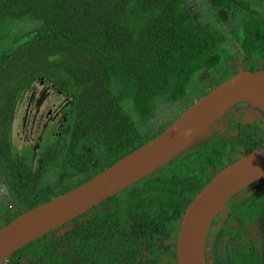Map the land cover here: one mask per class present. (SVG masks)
<instances>
[{"label":"trees","instance_id":"trees-1","mask_svg":"<svg viewBox=\"0 0 264 264\" xmlns=\"http://www.w3.org/2000/svg\"><path fill=\"white\" fill-rule=\"evenodd\" d=\"M200 4L212 23L196 16L190 0H0V156L10 168L15 203L13 213L6 210L0 220L10 224L148 143L152 138L141 123L157 112L163 98L177 104L181 115L195 97L231 77L232 61L264 59V20L252 13L247 0ZM221 8L235 14L232 30L217 16ZM241 10L251 16L239 18ZM218 32L225 33L223 42ZM228 40L232 47L225 46ZM229 54L233 57L227 60ZM47 76L71 97L70 127L64 143L49 135L46 146L52 154L34 170L26 153L11 148L7 128L23 92ZM243 143L244 157L264 140L244 138ZM95 144L96 157L89 151ZM231 151L223 139L204 141L184 159L89 212L87 221L78 218L70 231L16 254L30 255L32 264H82L83 253H89L87 264H94L96 239L111 236L127 239L137 251V226L152 237L166 234L173 222L181 225L201 191L234 163L227 161ZM210 167L219 171L204 181L202 170ZM129 225L136 232L125 237Z\"/></svg>","mask_w":264,"mask_h":264},{"label":"water","instance_id":"water-1","mask_svg":"<svg viewBox=\"0 0 264 264\" xmlns=\"http://www.w3.org/2000/svg\"><path fill=\"white\" fill-rule=\"evenodd\" d=\"M240 105L264 120V70L241 69L186 110L162 134L83 185L16 218L0 229V263L30 244L61 231L208 140L219 123ZM264 181V145L220 171L183 214L179 264H208L206 239L226 203Z\"/></svg>","mask_w":264,"mask_h":264},{"label":"flooded vegetation","instance_id":"flooded-vegetation-1","mask_svg":"<svg viewBox=\"0 0 264 264\" xmlns=\"http://www.w3.org/2000/svg\"><path fill=\"white\" fill-rule=\"evenodd\" d=\"M247 2L250 3L249 5L250 9H252V13H254L256 17L260 18L261 20H264V0H247ZM249 10L239 11V18L250 17L251 15ZM223 14L226 15V21H230V23L233 20L232 18L235 16L234 13L230 15V12L224 8H221V10L217 11V16L221 19V22L224 25L225 22L222 18ZM202 16L204 17V15ZM234 25L235 24L233 23L229 24L230 30H232ZM231 66L233 67V71L229 70V73H232V75L236 74L242 68L251 72L262 71L264 70V59L255 57L254 60L251 61H232ZM41 80H43V78L36 81L41 83ZM221 83L216 82L214 85L217 87ZM53 94L59 96V98L64 97L68 99V101L71 99L69 95L62 93L59 90L54 91ZM163 100L164 102H167L165 101V98H163ZM68 103L69 105L65 109L57 111L56 113L50 109L47 115V123H45V132L47 131L45 135V142H43V145L39 146V150H34V155L32 154V149L29 152L28 149H25L22 152L18 151V149L14 147L12 139L9 137L11 141V148L15 152L18 154H27L25 158L30 161V168L35 170L39 165H43L45 158L52 154L48 153V146H46V139L49 137V135L54 138V141H62L64 143L65 138L68 135V129L70 127L68 121L71 102ZM68 103L66 102V104ZM52 105L55 106V102H52ZM156 113L148 118L147 122L153 119ZM53 115H60L59 118H61L62 124L51 122ZM172 115H174V111ZM165 119L164 121L167 122H165L162 128L166 126L168 128V126L173 124L175 121L174 120L171 123L170 120ZM25 121L30 122L29 119H25ZM141 125L146 124L141 123ZM142 129L144 130V128ZM157 129L159 130V128ZM244 138H259L264 140V120L258 117L256 114L249 112L247 105H240L238 106L237 110L230 112L224 117V119L219 123V127L206 141L223 139L226 142L229 151L232 150L231 154L227 157V161L230 163L236 162L243 158V153L245 152V150L242 148L244 145ZM98 146V144L93 146V153L92 150H89L91 152L90 155L96 157L95 153L98 149ZM179 159L181 160L184 158L179 157ZM215 168L216 167L206 168V172L202 170L203 174L206 173L203 175L204 181H210L212 177L219 171H217V169L214 170ZM9 173L10 168L7 167L5 161L0 156V175L5 177V184L9 181ZM47 173L48 171L46 170V174ZM47 179L48 177H46V180ZM51 180L53 179H49V181ZM7 188L9 198H11L13 202V204H10V207L14 210L15 203L11 193V183L10 185H7ZM109 209L110 208H102L101 211L104 212L108 211ZM6 210L11 212V210L5 206V203L0 201V216L4 215ZM87 214L80 217L82 218L80 222L87 221L88 217H85ZM0 224L1 228L6 226L4 218L0 220ZM71 224L76 225L74 222ZM180 229V223L173 222L170 226V230L168 229L166 234L163 235L161 232H159L155 233L151 237L150 232H147L145 229L137 226V233L141 237V245L138 242L141 248L137 249V251H134L132 242L127 243V239H117L113 236H111L109 239L102 237L97 238V245L95 246L96 250L93 259L94 264H179L177 246ZM56 232L58 233L59 231ZM135 232L136 229H133V227L129 225L124 230L123 236H131L132 233L134 234ZM51 235L49 236L50 241L56 239L57 235ZM118 244H121L120 247ZM110 248L111 250H108ZM88 256H90L89 253H83V257L81 259L82 264H87L86 257ZM205 257L208 264H264V181L254 184L253 186L243 190L231 198L226 203L224 211L221 213V215L213 219L211 229L206 239ZM31 260L32 258L30 255L23 254L17 256V254H15L11 259H9L8 264H32ZM53 260H55V258H53Z\"/></svg>","mask_w":264,"mask_h":264},{"label":"rangeland","instance_id":"rangeland-1","mask_svg":"<svg viewBox=\"0 0 264 264\" xmlns=\"http://www.w3.org/2000/svg\"><path fill=\"white\" fill-rule=\"evenodd\" d=\"M190 2L196 16H198L200 19L203 18L206 23L209 22L212 23V18L207 17L208 13L205 6L200 4L201 0H190ZM206 5L207 8L211 11V8L208 6L207 3ZM202 15H204V17ZM222 18L224 19L223 21L225 22V25L229 26V24H231L230 21H226L225 14L222 15ZM217 25L219 26V24ZM26 27L27 28L31 27V24H27ZM224 34H225L224 32H218L217 34L219 38L221 37L222 40L221 42L225 40L222 39V36ZM226 45L228 47H232V42L228 40V42L225 43V46ZM233 47H234L233 49L234 51L238 50L237 46H233ZM229 57L230 58L233 57V54L232 55L229 54L227 56V60ZM50 79L51 78H48L47 76L43 78L44 81L41 80V83L35 81V83L31 87H29L26 91L23 92L21 98L18 101V104L15 107V113L12 116L10 125L7 129H8V135L12 139L14 147H16V149H18V151L20 152L24 151L25 149H28L29 152L32 149L33 150L32 154L34 155V150L35 151L39 150V146L43 145V142H45V135L47 133V131L45 132L46 129L45 123H47V115L50 109H52L56 113L57 111H61L65 109L69 105L68 102H71V99L68 101V99L64 97L59 98V96L53 94L54 91L57 90V88L55 87V85H53ZM213 88H215V85L211 89ZM210 90L203 93L201 96L197 97L194 100L193 104L199 101L204 96H206L210 92ZM52 102H55V106L52 105ZM66 102L68 104H66ZM176 105L177 104L169 101L163 102L162 105L158 107V112L155 114L154 118L151 119L149 122H147L146 125H141V129L144 128V130L143 129L142 130L148 134L149 138L154 139L164 131V129L158 130L157 128L162 127L165 124V122H167L164 121V119L167 118L169 115H171L173 111H174V115L173 118L170 120L171 123L174 120L176 121L180 117L179 113L175 111ZM59 116L53 115L51 122H57L58 124L59 123L62 124L61 122L62 120L61 118H59ZM25 119H29L30 122H26ZM5 182H6L5 177L3 175H0V201L2 203H5V206L8 207L12 213L14 210L11 209L10 204H13V202L12 199L9 198L8 188H7V185H10V182L8 181L6 184ZM73 227L74 224H71L67 228L59 231L57 233V236L63 235L67 231L73 229Z\"/></svg>","mask_w":264,"mask_h":264},{"label":"built area","instance_id":"built-area-1","mask_svg":"<svg viewBox=\"0 0 264 264\" xmlns=\"http://www.w3.org/2000/svg\"><path fill=\"white\" fill-rule=\"evenodd\" d=\"M9 260H4L3 262H1L0 264H8Z\"/></svg>","mask_w":264,"mask_h":264}]
</instances>
